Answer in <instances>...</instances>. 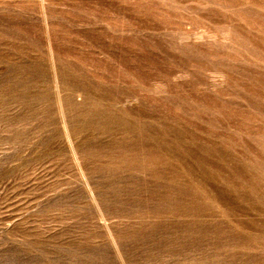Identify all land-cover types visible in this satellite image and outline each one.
I'll use <instances>...</instances> for the list:
<instances>
[{
  "label": "rangeland",
  "instance_id": "374dc122",
  "mask_svg": "<svg viewBox=\"0 0 264 264\" xmlns=\"http://www.w3.org/2000/svg\"><path fill=\"white\" fill-rule=\"evenodd\" d=\"M0 264H264V0H0Z\"/></svg>",
  "mask_w": 264,
  "mask_h": 264
}]
</instances>
